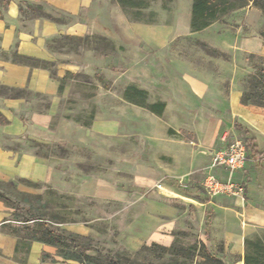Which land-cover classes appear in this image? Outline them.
I'll list each match as a JSON object with an SVG mask.
<instances>
[{"label": "rangeland", "instance_id": "obj_1", "mask_svg": "<svg viewBox=\"0 0 264 264\" xmlns=\"http://www.w3.org/2000/svg\"><path fill=\"white\" fill-rule=\"evenodd\" d=\"M133 2L141 8L123 10L117 0H83L82 15L79 19L84 20L89 28L88 35L81 38L62 36L49 43L48 49L54 53V58L58 62L66 60L72 63L73 71L67 73L64 82H80L86 85L87 89L81 95L83 99L81 97L79 99L78 95L73 99L79 100L76 101V106H82L87 101L88 114L86 118L82 117L86 119H82V125L87 127L91 134L83 143L74 139L73 144L63 147L40 145L37 148L35 144L30 145L37 155L53 157L59 161L62 166L60 178L51 177L46 183L39 184L27 180L0 182V207L11 214V220L17 219L18 223L26 217L33 216L52 222L53 228L61 229L72 223L88 227L91 232L86 237L93 241L94 249L83 252L87 255L129 256L145 264H167L174 259L167 253L159 256L157 253L141 249L142 246L136 251L123 247L121 233L125 232L121 230L125 227L124 224L134 221L136 206L139 216L142 211L140 204L134 206L135 199L126 200V203L122 204L119 197L123 191L135 192L138 196L143 194L153 196V192L157 191L166 198L167 195H171L165 188L169 185L178 193L204 198L201 188L203 178L207 172L209 173L212 154L221 146L222 138L225 136L230 141L240 139L244 144L248 143L243 136V129L229 118L228 109L224 107L228 101L226 95L228 78L235 77L233 67L225 62L233 64V60L240 57L233 46L237 45L246 32L251 30L253 35L258 36L264 34V14L252 1L246 2L243 8L212 22L208 30L206 28L198 33L169 39L168 44L158 55L143 48L141 52L147 55V58L137 65L134 64L135 57L127 53V49L132 46L121 40L116 35V28L112 27L118 17L124 15L128 22L149 25L151 30L161 26L169 28L175 26V23L184 24L191 12L192 1L133 0ZM27 6L32 12L37 10L28 4ZM43 9L46 10L42 8V11ZM249 10L253 12L245 15ZM46 11L43 15L58 24L66 26L74 22V19L65 14H58L50 9ZM246 20L247 22H244ZM106 30L113 32L115 44L97 34L105 35ZM153 45L156 46L154 42ZM111 52L115 56L116 71L113 73H109L106 63H102L106 54L110 55ZM0 58L6 57L0 52ZM11 59L18 61L14 57ZM247 59L245 66L255 65L257 69L253 74L241 77L244 92L242 93L245 96L252 95L254 88L256 92L264 91V58L261 56ZM220 61L224 62V65H221ZM55 64L50 62L45 64L53 76ZM74 66H79L78 71L73 68ZM206 73L214 77L222 95L193 98V103L189 106L177 108L171 88H176L178 83L175 82L178 78H181V82L184 76L201 79ZM150 74L155 76L154 83L146 82ZM126 82L140 84L144 89L149 88V93L143 91L144 97L130 93L132 98L140 102L136 103L138 108L127 107L122 100L127 99L124 96L128 88ZM94 83L101 86L102 96L90 100ZM110 90L117 98L109 94L103 95ZM183 94L186 96L187 92L184 91ZM0 95L10 97L16 93L0 87ZM20 95L37 99L41 105L47 103L45 97L35 96L26 91ZM156 103L164 106L159 114L148 110L151 104ZM76 106L69 108L78 109ZM96 111L104 113V118L99 121L93 120ZM113 113L119 116L116 121L111 119ZM112 122L120 126L119 138L109 134L103 135L98 131L99 126ZM183 145L185 152L180 150ZM83 177L90 178L92 195L82 197L70 195L68 180L77 184ZM138 178L143 186L134 183ZM57 181L61 187L60 191L54 188L58 184ZM182 224V228L174 232L175 246L184 256L191 254L189 248L196 247L199 254L196 251L194 261L201 262L200 257H204L205 254L200 250L199 244H203L200 236L204 228L188 221ZM12 225L16 226L18 231L9 228L3 230L13 231L21 236L26 233H33L36 238L41 236L34 228V224ZM261 239L264 241V234ZM61 243L59 241V244ZM59 244L47 247L46 254L49 260L61 259L59 251L62 250ZM72 246L69 250H72ZM204 247L208 251L205 245ZM250 258L249 264H264V252L258 253L251 249ZM185 260L189 263L190 259ZM241 264L245 263L241 261Z\"/></svg>", "mask_w": 264, "mask_h": 264}, {"label": "crops", "instance_id": "obj_2", "mask_svg": "<svg viewBox=\"0 0 264 264\" xmlns=\"http://www.w3.org/2000/svg\"><path fill=\"white\" fill-rule=\"evenodd\" d=\"M27 4L32 8L39 6L58 14H65L74 19V22L66 26L58 24L43 15L47 12L46 10L32 12ZM82 6L83 0H8L7 4L0 9L3 17L0 18V52L6 57L0 58V85L25 90L32 95L45 97L47 100L45 105H41L37 99L33 100L26 96L0 95V117L3 120L0 122V182L27 180L39 184L46 183L51 177L60 178L62 166L59 161L53 157L37 155L30 145L63 147L73 144L74 139L83 143V140H87L91 134L88 128L82 125V119H85L88 114L87 101L82 106H76V101L79 100L73 99L76 95L79 99L80 97L83 99L81 95L87 89L85 83L64 82L67 73L73 71L72 63L66 60L62 63L58 62L54 58V53L50 48L48 49L52 40L62 36L81 38L88 35L89 28L84 20L79 19L82 15ZM246 12L245 15L253 11ZM190 19L191 12L187 15L184 24L175 23L173 27L161 26L151 30L149 25L130 23L124 15H120L112 27L116 28V35L121 40L132 46L127 49V53L135 57L134 64L139 65L147 58V55L141 52L143 48L158 55L168 44L169 39L193 33ZM105 33V35L97 34L115 44L112 38L113 32L106 30ZM233 47L240 57L235 58L233 64L225 62L233 67L235 77L228 78L229 86L226 93L228 101L224 107L228 109L229 118L243 129V136L254 150L247 153L245 167L233 178L235 182L244 186L246 193L244 199L223 196L208 200L205 195L203 198L178 193L169 185L165 188L171 195H167L166 198L157 191L153 192V196H146V194L138 196L135 192L123 191L119 202L125 204L126 200L133 198L134 206L140 204L142 211L139 216L136 206L134 221L126 222L121 230L125 232L121 233L122 245L125 249L136 251L140 246L153 244L168 248L175 242L174 232L182 228V223L186 221L193 225L197 223L204 228L200 236L201 242L210 254L219 258L224 264H241V258L249 242L256 240L257 243L264 244L261 239L264 234V107L241 103L243 95L241 77L249 73L253 74L257 69L255 65L245 66L247 58L261 56L264 58V42L250 30ZM21 56L56 63L55 75L41 68H30L19 64L11 59ZM114 61L113 52L110 55L106 54L103 58L102 63H106L109 73L116 71ZM220 64L224 65V62L220 61ZM73 68L78 71L79 66ZM221 75L223 76L224 73ZM153 81L155 76L150 74L146 82L154 83ZM215 82L214 77L207 73L201 79L184 76L181 82V78H178L175 82L178 83L176 88H171L177 108L189 106L193 103V98L201 96L206 98L208 95L220 97L222 91ZM93 85L95 86L93 95L89 96L90 100L102 96L101 86L95 83ZM126 87H136L146 93L150 92L149 88L144 89L142 85L133 82H126ZM184 91L187 92L186 96L183 94ZM107 94L117 98L111 90L103 95ZM122 100L128 105L127 107H139L136 102ZM70 106H76L78 109H71ZM96 113L93 120L99 121L104 118V113L101 111ZM115 114L111 116L114 121L119 117L117 113ZM98 131L103 135H112L114 138H119L121 134L120 126L116 122L101 125ZM94 133L97 134L95 131ZM231 142L233 140H227L224 136L221 146L214 152ZM180 150L185 152L184 145L180 147ZM67 161H69L68 158ZM212 173L219 180L225 181L227 175L225 170L215 169ZM67 183L70 195L76 197L92 195L89 177H83L77 184L70 180ZM134 183L137 186H143L140 178ZM54 188L60 191L61 187L58 183ZM10 217L11 214L0 207V264H77L72 260H49L46 254L49 246L44 242L4 231L5 228L11 230L16 228L12 225L14 223L22 225L14 219L11 220ZM61 229L80 236H87L91 232L88 227L73 223Z\"/></svg>", "mask_w": 264, "mask_h": 264}, {"label": "trees", "instance_id": "obj_3", "mask_svg": "<svg viewBox=\"0 0 264 264\" xmlns=\"http://www.w3.org/2000/svg\"><path fill=\"white\" fill-rule=\"evenodd\" d=\"M8 0H0V3L2 6H5L7 4ZM191 19H190V25H191V32L193 33H198L201 31H204V29L208 28L212 22L218 21L221 17L231 13L234 10L243 8L246 6V2L252 1L253 5L257 7L258 9H261L263 14H264V0H191ZM117 3L120 5V7L124 9H132V8H141L138 7L133 0H117ZM31 6V5H30ZM37 10L41 11V7H37ZM0 18H3L0 13ZM260 38H262L264 42V34L261 33L259 35ZM18 61H15L19 64H24L30 68H41L46 71L47 68L45 67V64H49L47 62L38 60V59H32L28 57H14ZM251 59H256L254 57H250ZM1 88L6 89L7 91L15 92L16 95L10 96V97H22L24 95H20L25 92V90H18L15 88H10V87H4L1 86ZM255 87V86H254ZM256 89L254 88L252 91V95L245 96L243 94L242 96V101L241 103L244 105H249L253 104L258 107H264V91L263 92H256ZM137 94L138 96L144 97L145 93L136 87H128L125 90V98L132 102L139 103L138 100L135 98L131 97V94ZM164 109L163 104L156 103V104H151L149 106V111L155 112L157 114L161 113L162 110ZM0 122H3V120L0 117ZM37 146V145H36ZM40 145L37 146V148ZM246 151L247 153L254 151L251 148V145L249 143L246 144ZM203 193V192H202ZM204 195V194H203ZM207 198V197H206ZM208 199V198H207ZM209 200V199H208ZM14 219V218H13ZM18 221L17 219H14ZM33 221L34 223V228H36V231L41 233V236L36 238L34 237L33 233H26L23 235L24 237H29L30 239L34 240H39L44 242L47 246L49 247H55L57 243L59 244V241L62 242L59 244L61 246V250L59 251L61 259H64L66 261H75L77 264H145L144 262H139L137 259L130 258L129 256H119V255H104L102 257H94L91 255H87L83 253L84 251L87 250H92L94 249L93 247V241H91L88 237L86 236H80L77 234H73L71 232H66L65 230H62L58 227L53 228V223L44 220L42 218L38 217H26L22 221V226H26L29 222ZM14 231H18L17 227L12 228ZM12 233H14L12 231ZM16 234V233H15ZM72 246V250H69L70 246ZM200 250L203 251L205 254L204 257L201 258V262L195 263L194 258L196 251V247L189 248V252H191L190 255L184 256L182 252H180L179 248L172 244L168 248L160 246L158 244H153L150 246H142L141 249L152 252V253H157L159 256L163 253H167L168 255H171L174 257V259L170 260L169 263L167 264H221L222 261L210 254L208 251L205 250V247L203 244H199ZM250 249V250H249ZM251 249L254 251H258V253L264 252V244L262 243H257V242H249L245 248V254L242 256L241 261L245 264H249L251 261L250 259V254H251ZM156 254V256H157ZM183 254V255H182ZM139 255V253H137ZM189 257V258H188ZM159 258V257H158ZM181 259V261H179ZM185 259H190L189 263L186 262ZM152 264V263H148Z\"/></svg>", "mask_w": 264, "mask_h": 264}, {"label": "built area", "instance_id": "obj_4", "mask_svg": "<svg viewBox=\"0 0 264 264\" xmlns=\"http://www.w3.org/2000/svg\"><path fill=\"white\" fill-rule=\"evenodd\" d=\"M246 160L247 151L243 140L240 139H236L221 150L215 151L209 164V173L207 172L201 185L203 194L208 199L229 196L243 200L246 194L245 188L241 183L235 182L233 178L238 171L245 167ZM215 169L226 171L225 181L214 176L212 171Z\"/></svg>", "mask_w": 264, "mask_h": 264}]
</instances>
